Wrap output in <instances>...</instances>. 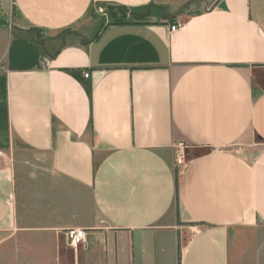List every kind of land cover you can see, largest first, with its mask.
I'll return each mask as SVG.
<instances>
[{
  "label": "crops",
  "instance_id": "crops-1",
  "mask_svg": "<svg viewBox=\"0 0 264 264\" xmlns=\"http://www.w3.org/2000/svg\"><path fill=\"white\" fill-rule=\"evenodd\" d=\"M69 229L75 264H243L264 0H0V264L64 262Z\"/></svg>",
  "mask_w": 264,
  "mask_h": 264
},
{
  "label": "rangeland",
  "instance_id": "rangeland-1",
  "mask_svg": "<svg viewBox=\"0 0 264 264\" xmlns=\"http://www.w3.org/2000/svg\"><path fill=\"white\" fill-rule=\"evenodd\" d=\"M113 7V6H111ZM108 7H105V16L108 17ZM116 10L117 8L114 7ZM119 16V14H117ZM129 15L126 13V17L128 18ZM43 34L39 30L34 31L35 37H41ZM177 159V157H176ZM177 161V160H175ZM67 231V230H66ZM65 231V234H66ZM65 234H60V244L65 249V257L62 258L61 254V260L65 259V261H61L60 264H75V248L70 247L68 244L65 243ZM238 243H239V251L236 253L237 258L241 260L243 264H263L262 261H264V251L260 250L259 247L261 245H264V230L262 231H256V230H248V231H242L240 234H238ZM79 246V245H78Z\"/></svg>",
  "mask_w": 264,
  "mask_h": 264
},
{
  "label": "built area",
  "instance_id": "built-area-1",
  "mask_svg": "<svg viewBox=\"0 0 264 264\" xmlns=\"http://www.w3.org/2000/svg\"><path fill=\"white\" fill-rule=\"evenodd\" d=\"M180 24L175 23L171 24L169 27L170 32H175L179 28ZM88 73L85 72L84 76L88 77ZM186 144L183 141H178L174 144V149L176 150L177 153V164H179L180 158L184 154V149L186 148ZM66 239H67V244L70 247H77L79 244H81L84 239H85V230L84 229H69L66 231Z\"/></svg>",
  "mask_w": 264,
  "mask_h": 264
},
{
  "label": "trees",
  "instance_id": "trees-1",
  "mask_svg": "<svg viewBox=\"0 0 264 264\" xmlns=\"http://www.w3.org/2000/svg\"><path fill=\"white\" fill-rule=\"evenodd\" d=\"M117 9L115 10L114 7H108V17L113 20V22H121L125 20L126 18V13L128 12L127 8L125 7H116ZM129 13V12H128ZM119 14V16L117 15ZM130 15H132L134 20H140L143 18L146 14L145 13H135V12H130Z\"/></svg>",
  "mask_w": 264,
  "mask_h": 264
}]
</instances>
